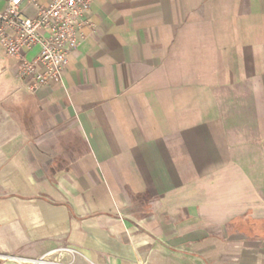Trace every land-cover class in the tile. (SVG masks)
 I'll use <instances>...</instances> for the list:
<instances>
[{
    "label": "crops",
    "instance_id": "obj_1",
    "mask_svg": "<svg viewBox=\"0 0 264 264\" xmlns=\"http://www.w3.org/2000/svg\"><path fill=\"white\" fill-rule=\"evenodd\" d=\"M86 19L34 92L0 48V264H264V0Z\"/></svg>",
    "mask_w": 264,
    "mask_h": 264
},
{
    "label": "built area",
    "instance_id": "obj_2",
    "mask_svg": "<svg viewBox=\"0 0 264 264\" xmlns=\"http://www.w3.org/2000/svg\"><path fill=\"white\" fill-rule=\"evenodd\" d=\"M23 4L36 8V15L26 17ZM89 4L90 0H47L41 7L39 0H6L0 13V48L18 60L19 75L29 80L30 91L61 81L68 57L78 46L77 31L90 25L86 19ZM36 45L39 53L27 61L24 51ZM66 255L70 256L68 261ZM51 257H41L33 264H76L70 248H60Z\"/></svg>",
    "mask_w": 264,
    "mask_h": 264
}]
</instances>
